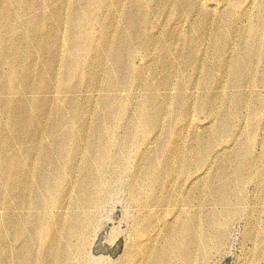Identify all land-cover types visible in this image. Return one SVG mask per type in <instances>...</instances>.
<instances>
[{
	"label": "rangeland",
	"instance_id": "374dc122",
	"mask_svg": "<svg viewBox=\"0 0 264 264\" xmlns=\"http://www.w3.org/2000/svg\"><path fill=\"white\" fill-rule=\"evenodd\" d=\"M9 1L0 25L11 46L43 17L23 42L22 68L12 49L0 67V90L13 86L8 106L0 98V264H37V229L53 233L73 212L90 216L85 264H130L137 243L160 246L166 224L193 213L199 231L220 219L208 264H264V62L242 80L229 67L249 33L264 32V0H93L95 14L86 0H35L26 10ZM10 23L18 33L9 36ZM75 34L90 51L68 85ZM151 97L161 109L147 131L140 106ZM222 184L228 203L216 199Z\"/></svg>",
	"mask_w": 264,
	"mask_h": 264
},
{
	"label": "bare ground",
	"instance_id": "6f19581e",
	"mask_svg": "<svg viewBox=\"0 0 264 264\" xmlns=\"http://www.w3.org/2000/svg\"><path fill=\"white\" fill-rule=\"evenodd\" d=\"M34 1L35 0H20V3L22 5L21 8L23 10H26L27 8L31 9ZM92 1L93 0H86L85 5L87 6V10H90L93 14H95ZM0 3L3 7L5 20L8 21V19L11 18L10 14L13 3L9 0H0ZM42 17L43 15H36L33 16L29 22H26L24 24V30L22 31V34L18 35L17 40L12 46L9 44L7 37L2 34V27L4 26L0 25V67L3 63H5V60L8 57V51L12 49L13 53L9 57L10 62L16 61L19 68H22L20 62L21 59L25 57V46L23 45V42L29 43V41L33 40L34 35L38 32L34 29V27L42 19ZM71 25L73 28L75 27V21L73 19L71 20ZM8 30L9 36L10 33H18V28L12 23L9 24ZM248 38V41L239 50H236V54L232 62L229 64L232 74L240 80L244 78L246 68L251 67L254 62L259 60V63L264 62V32H262L261 30L257 31V33H249ZM69 40L70 41L68 42V46L70 51L67 53V72L64 78L65 83H67L68 85L69 82L73 79V74L76 70L75 67L79 63L80 56H85L90 51V47H88L90 45L88 43H85L86 38L80 37V42L77 35L75 34L74 38L70 37ZM79 46H82L83 48L80 52H77L75 49ZM85 48H87V50ZM113 49H115V47H113ZM70 70H74L73 74H71ZM12 71L14 70H12L11 68V72ZM261 78L264 79V68L261 71ZM8 86L10 85H7V88L5 87V89L2 88V90H0V98L2 101H4L3 104L7 106L9 105L6 104L8 103V98H5V94L7 93L8 89H11L13 87ZM232 101L234 102L236 108H240L243 104H247V101L243 97H241L240 94L232 97ZM256 104L257 103H254L253 106H255ZM181 105L182 104H179V106ZM160 109V105H158L153 97L149 98L147 101L141 104L140 118L144 130L148 131L152 129L156 122L157 111H159ZM253 118L256 120L260 118V114L255 109ZM23 124L24 126H26V123ZM92 136L93 135L90 136L91 140ZM75 152L76 149L71 152V156H74ZM61 168L62 166H59L57 171L60 172ZM84 170L85 172H87L88 168L85 167ZM224 170L225 164L221 163L218 167V172H223ZM170 171L172 173L176 172L174 163H170ZM156 183L157 180L150 181L149 185L151 186V191L149 192V196L153 194L152 189ZM226 193L227 191L225 189V185L222 184L216 199L220 203H228L230 201V197ZM149 202L156 204L155 200ZM236 212L237 209H227L224 213L223 219H221L222 222L224 224H227L236 214ZM219 220L220 219L218 217L214 218L212 221L210 219L206 220L203 229H200L199 231V228L197 227L196 214L193 213L189 216L178 217L176 221L168 222L166 224V238L164 242L160 244V246L143 247V243H137L134 248V251L136 253L135 258L130 259V264H143L144 260H141L136 256L140 253L147 254L146 262L148 264H208V259L212 251L216 248V244L221 243V239L223 238V235H215V225ZM42 222H44V219H42ZM90 223L91 221L88 213L84 212L79 214L77 212H73L70 218L67 219V221H63L62 225H60L57 229H55L54 226L53 233L52 225L43 224L40 228L37 229L38 232L35 236V238L38 239L40 243V249L37 255V264H85L86 262L83 261L84 259L82 257V239L84 238V236H86ZM44 230L49 233L47 239L41 236L42 231ZM145 236L150 239V236H147V234H145ZM212 237H215V239L212 240ZM73 238H77L78 242L73 245V249H71V240ZM197 250L199 251L198 256ZM101 258L102 257H99L96 258L98 260L90 261V264H102ZM30 263L31 261L29 258L22 257L19 264Z\"/></svg>",
	"mask_w": 264,
	"mask_h": 264
}]
</instances>
